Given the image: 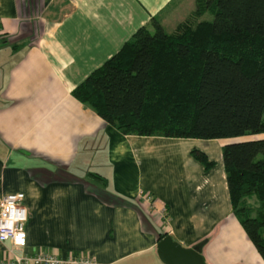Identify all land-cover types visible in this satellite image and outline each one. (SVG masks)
Listing matches in <instances>:
<instances>
[{
  "label": "crops",
  "instance_id": "0c3cea01",
  "mask_svg": "<svg viewBox=\"0 0 264 264\" xmlns=\"http://www.w3.org/2000/svg\"><path fill=\"white\" fill-rule=\"evenodd\" d=\"M194 4L0 0V198L24 194L23 252L166 264L157 252L166 233L184 247L203 241L205 264H263L232 214L226 140L123 134L71 94L152 17L175 29ZM9 251L0 241V260Z\"/></svg>",
  "mask_w": 264,
  "mask_h": 264
},
{
  "label": "trees",
  "instance_id": "16d2710c",
  "mask_svg": "<svg viewBox=\"0 0 264 264\" xmlns=\"http://www.w3.org/2000/svg\"><path fill=\"white\" fill-rule=\"evenodd\" d=\"M71 94L123 134L226 140L232 214L264 264V137L227 141L264 133V0H195L170 33L152 17Z\"/></svg>",
  "mask_w": 264,
  "mask_h": 264
},
{
  "label": "built area",
  "instance_id": "2783aa9c",
  "mask_svg": "<svg viewBox=\"0 0 264 264\" xmlns=\"http://www.w3.org/2000/svg\"><path fill=\"white\" fill-rule=\"evenodd\" d=\"M23 200L22 192L8 193L0 198V241L10 243L11 253L8 259L0 260V264H99L86 255L60 257L46 252H23L26 240L24 225L27 220ZM143 200L152 202L151 197L145 194Z\"/></svg>",
  "mask_w": 264,
  "mask_h": 264
},
{
  "label": "water",
  "instance_id": "95a60500",
  "mask_svg": "<svg viewBox=\"0 0 264 264\" xmlns=\"http://www.w3.org/2000/svg\"><path fill=\"white\" fill-rule=\"evenodd\" d=\"M157 252L166 264H205L200 247H184L167 235L157 243Z\"/></svg>",
  "mask_w": 264,
  "mask_h": 264
},
{
  "label": "rangeland",
  "instance_id": "374dc122",
  "mask_svg": "<svg viewBox=\"0 0 264 264\" xmlns=\"http://www.w3.org/2000/svg\"><path fill=\"white\" fill-rule=\"evenodd\" d=\"M205 17L210 18V15L207 14ZM164 27H165L166 32H168V33H170L174 29L173 24L171 22L167 23ZM249 137H252V138L264 137V133L229 138V139H227V141H238V140H243V139H246Z\"/></svg>",
  "mask_w": 264,
  "mask_h": 264
}]
</instances>
